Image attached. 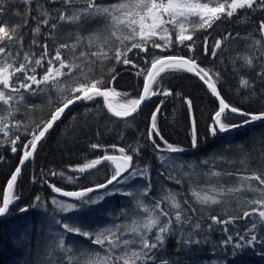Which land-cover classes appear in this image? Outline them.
I'll use <instances>...</instances> for the list:
<instances>
[{"label":"snow or ice","instance_id":"snow-or-ice-1","mask_svg":"<svg viewBox=\"0 0 264 264\" xmlns=\"http://www.w3.org/2000/svg\"><path fill=\"white\" fill-rule=\"evenodd\" d=\"M13 0H0V17L5 13L6 5ZM34 0H19V3L29 5L25 16H31L30 5ZM49 2H58L65 6L58 11V17H53L52 12L41 4H37L36 11L43 19L32 17L38 20L37 25L32 29L33 39L29 45V50H24V36L19 35V29L27 25V19L24 25H14L9 28L0 21V147L4 142L11 144V151L17 152V142L20 136L19 132L22 121L17 120L16 113L20 107L25 104L26 96H35L37 94H47L50 88H55L58 93H70L72 98L62 95L63 103L51 114V118L41 124H35L32 128V138L23 144L25 151L20 159V166L15 168L10 178L6 182L3 193L2 204H0V218L10 214L11 206L18 199L14 195V189L18 177L21 175L22 166L29 161L37 150L38 143L46 136L54 123L60 119L62 114L70 105L81 101H93L97 97H102L110 113L115 117H132L140 109L141 104L150 99L152 95L168 96L172 93L167 89L152 91V85L158 84L157 77L166 71L184 70L194 73L211 90V93L219 99V108L215 112L212 125L209 131L212 136L229 133L245 125L256 121H264V111L259 113L244 112L241 108L228 104L220 96L217 84L221 77L220 73L209 69L201 68L197 63L195 56H153L150 61L151 68H140L137 76H144L143 94L138 99L127 100V103L121 105V110H116L108 103L110 96L121 95L115 89L105 87L103 77L92 79L89 83H81L75 87L66 83L71 78H83L87 80L92 73L93 66L108 59H115L117 63L124 65H134L129 58L128 53L133 49L147 53L148 45L152 48L168 49L174 47L177 43L194 50L195 40L193 35L196 31L212 28L218 21L225 18L238 17V13L243 10L245 13L256 11L264 12V0H117L116 3L102 4L98 0H49ZM79 5V6H77ZM19 15V13H16ZM96 18H102L105 21L103 28L90 32L87 37L79 32L69 33L74 35V41L71 44L63 43L55 47L54 55H50L47 42L44 43L43 51L37 57L36 53L31 51L32 46L38 45L37 37L41 34V25L48 26L52 32L46 34L55 41L54 30L63 24L79 26ZM53 19L56 22H51ZM242 22H247V16L240 18ZM260 39L251 37L252 44L249 47L251 53L240 54L231 62L234 71L236 60L242 61V68L253 69L259 67L256 73L257 80L264 83V20L259 22ZM189 33V34H186ZM239 36V33L236 34ZM159 36V42L154 37ZM175 36V40L172 37ZM232 37L229 33L222 39L215 40L214 44L209 45L208 38L204 40V53L213 57L218 55V50H222L224 41ZM247 39V38H246ZM86 41V47L89 51H80L76 54L77 48L82 42ZM188 41L190 43H185ZM162 42V43H161ZM130 43V47H129ZM113 45L115 47L113 48ZM95 47V51L91 49ZM71 51L69 59H65V54ZM21 52L23 55L21 56ZM110 53H113L110 56ZM38 70H43V75L38 77ZM112 80L116 79L115 70H111ZM239 84L241 88L248 89L252 96L256 95L255 84L247 77H240ZM35 86V87H34ZM239 91V89H238ZM127 96L128 94H123ZM177 95H179L177 93ZM163 104V101H161ZM189 111H191V100L187 101ZM32 107V106H29ZM160 112V106L151 116V127L148 130L149 139L156 150L157 159L170 179H175L176 183L181 180L173 175L174 171L182 170L184 163H177V157L172 154L182 153L183 148L174 146L164 140L160 134L157 124V114ZM238 114L247 117L240 124H228L225 122L226 113ZM24 131L28 132V126H24ZM15 136V139H12ZM158 138L161 144L156 143ZM192 146L197 144V129L195 118H192L191 130ZM264 142V141H262ZM93 150L100 149L98 144H92ZM133 154L140 151L139 147L129 146ZM105 155L94 159L82 166L72 168L73 176H65V173L53 172L51 175H59L61 179H66L69 183H75L76 179L82 178L84 174H91L92 171H98V166L107 165L112 169L113 174L106 179L105 183L95 184L93 187L83 188L79 191H64L62 188L50 185L52 191L62 194L64 197L72 198V201H62L55 197L51 203L54 206V214L46 217L48 222L47 244L45 255L49 257L46 264H171L170 261L158 256V253L165 250L169 237L180 235L179 245L185 250H190L192 245L210 244L206 236L203 240L195 237L194 234L202 231V223L189 215V211L196 212L195 208L185 209L187 201L179 199V193L167 191L161 200L149 205L145 204L143 199L137 197L135 192H123L122 194L135 199V207L132 209L130 222L124 224H113L110 226L97 227L92 230H86L83 225L71 223L68 220L57 218L55 213H85L92 210V206L99 204L106 196L114 194L109 191V186L122 185L136 177L148 178L149 167L146 165L143 170L134 166L133 155L126 154L125 148L118 149L120 155H108V149H102ZM111 151H117L115 145ZM164 153V154H162ZM3 157L0 156V160ZM224 160V157H215L213 163ZM208 164V160L201 162ZM226 163L232 164L233 161L227 160ZM246 171L248 167L247 157L239 161ZM192 171L184 172L185 177L200 176L201 173L195 171V164H188ZM207 183L204 186H194L190 189L192 198L201 206H224L229 204V198L236 201L237 206H249L250 211H244L241 217L229 216L227 219H220L217 216L210 217L212 223L207 225L209 232L215 231L214 225L220 224L221 229L226 234V239L220 241L219 245L211 244L213 253L223 252L222 260H226V254L230 252L235 257L247 249H253L257 246H264V172H252L250 175L243 172L230 173L221 172L214 169L202 173ZM235 176L238 183L235 186H227L221 183L224 177ZM214 181V182H213ZM258 182L254 184L253 182ZM94 197L89 193H100ZM119 191V188L116 189ZM151 191V184L146 185L141 196H148ZM251 194L252 199H242L244 194ZM161 203H166L168 208H162ZM45 209L47 205L40 196L35 197L32 205L21 208V212L28 211L29 208ZM143 213V215H141ZM121 215H127L122 211ZM251 220V224L243 230V233L236 231L228 234V225L235 224L237 220ZM186 226L187 230H186ZM28 234L27 226L25 228ZM69 234L86 238L90 243L84 246L80 242L67 240ZM126 236L130 238H125ZM92 245L100 246V251L94 249ZM261 254L264 255V249ZM211 264V262H209Z\"/></svg>","mask_w":264,"mask_h":264},{"label":"trees","instance_id":"trees-1","mask_svg":"<svg viewBox=\"0 0 264 264\" xmlns=\"http://www.w3.org/2000/svg\"><path fill=\"white\" fill-rule=\"evenodd\" d=\"M98 2L108 5L116 3L117 0H98ZM38 3L48 8L54 18L59 15L55 9L65 7L58 2L34 0L30 5L31 16H25L29 5L19 3V0H13L6 5L4 15L0 17V21L9 28L14 25H24V20L27 19V25L20 28L18 32L19 35L24 36V50H29V45L33 39L32 29L36 27L38 22L32 17L43 19L36 11ZM245 16L248 18L247 22H242L240 18ZM238 17L240 18H225L218 21L210 29L196 31L193 35L195 40L193 51H189L188 48L178 43L174 47L163 50L148 45L147 53L140 52L137 55L135 49L128 53L133 64L138 67L117 63L115 59H108L103 64L97 62L87 80L71 78L66 83L75 87L81 83H89L92 79L103 77L105 87L113 88L121 94L116 95L114 99V104L120 107L126 104L127 100L138 99L142 94L145 77L137 76L136 73L140 68H145V75L147 74V69L151 68V64H146L145 61H150L153 56L162 55L184 56L186 58L195 56L201 68L220 73L221 79L217 84L218 89L228 104L241 108L248 113L262 112L264 111V83L257 80L256 73L260 70L259 67L242 68V61L237 59L235 68L239 71H234L231 61L237 57V53L242 55L252 52L249 45L252 44V38H261L259 22L264 20V12L245 13L241 10ZM51 22L54 23L56 20L53 19ZM104 24L105 21L102 18L93 19L79 26L61 23L54 30L55 41L46 36L53 30L48 26L41 25V34L37 37L38 45L32 46L30 50L35 52L38 57L43 51L42 46L47 42L50 55H54L55 47L59 44L73 43L75 37L74 35L70 36L69 33L79 32L82 36L87 37L90 32L103 28ZM229 33L232 34V37L224 41L223 48L218 50L216 57L210 54V50L209 54L205 55V37L208 38L209 45H212L215 40L222 39ZM237 33L239 36L236 35ZM250 33L252 38H248ZM153 39L159 42V36ZM172 39L175 40V36ZM185 43L190 42L185 41ZM114 47L115 45H113ZM95 50V47L91 49V51ZM80 51H89L86 47V41L80 44L76 54L78 55ZM112 54L110 53V56ZM70 56L71 51L69 50L64 58L69 59ZM112 69L115 70V80L111 79ZM42 75L43 70H38V77ZM240 77H247L254 82L256 95L252 96L248 89L240 87ZM157 81L158 84L152 85L153 92H156L157 87H159L162 90H170L172 94L168 96L155 95V100L132 119L121 121L112 118L106 112L102 99L97 97L93 101H85L72 109L59 122L41 144L30 168L21 175L16 184L14 195L18 198L17 207L0 220V264H46L49 259L45 255L46 234L48 232L46 217L54 214L55 211L51 203L52 198L62 200L52 191L50 185L54 184L62 189L76 190L105 182L113 174L112 169L106 165L100 167L98 171H92L91 174H84L82 178L76 179L75 183H69L66 179H61L59 175L53 176L51 173L63 171L65 176L75 178L78 174H74L71 171L72 168L102 157L106 154L102 149H108L107 154H120L118 149L121 147L125 148L126 154L133 155L135 167L141 170L146 165L149 167L147 179L138 176L133 180V183L140 184L142 188L149 183L151 184L150 193L142 198L144 203L151 205L161 200L162 196L169 190L179 193L178 198L181 201H187V204L184 205L185 209H196L195 213L191 211L188 213L193 217V221L199 220L202 223V231L195 233L194 236L201 240L207 236L211 242L207 245H192L190 250H185L179 245L180 235L177 234L169 237L165 250L158 253V256L170 261L171 264H209V262L211 264H264V255L261 254L264 246H257L255 250L247 249L235 257L228 252L226 260L221 259L225 255L223 252L213 253L211 251V244L219 245L220 241L226 239V234L222 232L221 229L224 226L220 224L214 225L215 231L209 232L207 230V225L212 223L210 217L217 216L222 220L229 216L241 217L244 211L251 210L249 206L238 207L236 201L231 198H229V204L226 208L224 206H201L192 198L190 191L194 186L206 185L207 180L202 173L212 169L230 173L243 172L246 175H250L252 172H264V142H262L264 141V123L247 126L229 135L212 136L209 128L219 107L200 82L184 70L161 73L157 77ZM125 93L128 95L124 96ZM62 95L72 98L70 93L60 94L55 88H50L46 95L26 96L25 104L16 113L15 118L23 122L19 132L16 133L20 136V140L17 142V152L11 151V144L8 142H4L3 147H0V156L3 157L0 160V204H2L6 182L15 171L25 151L23 144L32 138V128L35 124L46 123L51 118V114L64 102ZM188 100H191L192 103L191 111L188 108ZM157 106H160V112L157 114L160 134L168 143L184 149L183 153L172 154L177 157V163H184L182 170L173 172V175L181 180L180 183H176L175 179H170L167 172L161 168L156 150L149 139L148 130L151 127V116ZM2 113L3 109H0V114ZM193 117L195 118L198 137V146L195 148L192 146L191 139ZM242 121L243 119L226 113V123L240 124ZM25 125L28 126V132L24 131ZM12 139H15V136H12ZM156 143L162 145L158 138H156ZM92 144H98L101 148L93 150ZM113 145L117 148L115 152L111 151ZM129 146L139 147L140 151L133 154ZM221 156L224 157V160L213 163L215 157ZM245 157L248 160L246 171L239 163ZM204 160H208L209 163L202 164L201 162ZM227 160H231L233 163L228 164L226 163ZM188 164H195L197 166L195 171L201 175L185 177L184 172L192 171L188 168ZM221 183L227 186H235L238 181L235 176H228L224 177ZM253 183L258 185V182L254 181ZM118 186L116 185L110 191L119 188ZM37 196H40L47 205L46 210L30 207L25 214H21L20 209L32 205ZM252 198L253 196L247 193L242 196V199ZM134 207L135 200L133 197L112 194L106 196L104 201L92 206L91 211L55 214L57 218L83 225L86 230H92L98 226L130 222ZM161 207L167 209L168 205L161 203ZM122 211L126 212L127 215H121ZM251 222V220L238 219L234 225L229 224L227 226L228 234L234 235L236 231L243 233V230ZM26 226L28 234L25 232ZM234 239H236L235 235ZM67 240L80 242L81 246L90 243L86 238L72 234H69ZM92 247L98 251L101 250L100 246L92 245Z\"/></svg>","mask_w":264,"mask_h":264},{"label":"water","instance_id":"water-1","mask_svg":"<svg viewBox=\"0 0 264 264\" xmlns=\"http://www.w3.org/2000/svg\"><path fill=\"white\" fill-rule=\"evenodd\" d=\"M190 74H191L196 80H198V81L200 82V84L205 88V90H206V91L211 95V97L217 102L218 107H219V99L211 93V90L207 88V85H206V84H205V83H204L199 77H197L194 73H190ZM217 87H218V85H217ZM143 89H144V87H143ZM218 90H219V89H218ZM219 92H220V91H219ZM142 94H143V91H142ZM220 96H221V94H220ZM221 97H222V96H221ZM99 98L102 99V101H103V103H104V108H105L106 112H107L112 118H114V119H116V120H121V121H123V120H129V119H132V118H134L135 116H137L141 111H143V110L147 107V105H148L149 103H151L152 101L155 100L156 96H155V95H152L150 99L144 101V102L141 104V107H140V109L137 111V113H134L132 117H127V118L115 117L112 113H110V112L108 111V109H107V107H106V105H105V101H104V99H103L102 97H99ZM114 99H115V96H110V97H109V100H108V103H110V104L112 105L113 108H115V106H114V104H113ZM84 102H85V101L76 102V103H74L73 105H70L69 108L65 110V112L62 114V116L60 117V119L57 120V121L54 123L53 128L50 129L49 132L46 134V136L42 139V141L38 143V147H37L36 152L34 153V156H33L29 161H26V162H25V165L22 166L21 175L24 174V173L30 168V166H31V164H32V161H33V159L35 158V156L37 155L38 150H39L41 144L44 142V140L47 138V136L53 131V129L59 124V122H60L61 120H63V119L66 117V115H67L72 109L78 107L79 105H81V104L84 103ZM115 109H116V108H115ZM116 110H119V109H116ZM228 113H230V112H228ZM230 114H232V115H234V116H237V117H239V118H241V119H243V120L247 118V117H244V116H240V115H238V114H233V113H230ZM261 123H264V121H256V122H253V123H251V124H249V125H245V126H243V127H240L239 129L233 130V131H231V132H229V133H225V134H221V135H229V134H232V133H234V132H236V131H238V130H240V129H242V128H245V127H247V126L256 125V124H261ZM182 153H183V152H182ZM108 155H120V154H108ZM22 156H23V155H22ZM21 158H22V157H21ZM18 166H20V162H19V164L17 165V167H18ZM103 166H106V165H103ZM101 167H102V166H101ZM21 175H20V177H21ZM20 177H18L17 183H18ZM105 182H106V181H105ZM105 182H103V183H105ZM17 183H16V184H17ZM113 186H114V185L109 186V189H110L111 187H113ZM91 187H93V186H91ZM63 190H64V191H79V190H81V189H79V190H68V189H63ZM103 191H104V190H100V193H103ZM95 194H98V193H89L88 195H89V196H93V195H95ZM57 195H58V197H59L60 199H62V200H65V201H72V198L64 197V196H62V194L57 193ZM17 205H18V202H17V200H16L15 203H14V205L11 206V210H10V212H11L15 207H17ZM24 208H25V207H24ZM20 213H21V214H25L26 212H21V211H20ZM3 218H5V217H3ZM3 218H0V220H2Z\"/></svg>","mask_w":264,"mask_h":264},{"label":"rangeland","instance_id":"rangeland-1","mask_svg":"<svg viewBox=\"0 0 264 264\" xmlns=\"http://www.w3.org/2000/svg\"><path fill=\"white\" fill-rule=\"evenodd\" d=\"M189 34V33H186ZM148 106V105H147ZM118 107V106H117ZM119 109H121V107H118ZM100 167V166H98ZM134 180V179H133ZM133 180L128 181L127 183H124L122 185H119V191H117L116 189L113 190L114 194H120L121 196H127L122 194L123 192H135L137 197H139L140 199L144 198L143 196H141V192L143 190V188L140 186V184H135L133 183ZM117 188V187H116ZM135 200V199H134ZM104 201V200H103ZM102 202V201H101ZM107 225H103L101 227H104ZM125 238H130L128 236H126Z\"/></svg>","mask_w":264,"mask_h":264},{"label":"flooded vegetation","instance_id":"flooded-vegetation-1","mask_svg":"<svg viewBox=\"0 0 264 264\" xmlns=\"http://www.w3.org/2000/svg\"><path fill=\"white\" fill-rule=\"evenodd\" d=\"M80 189H82V188H80ZM96 196V195H95ZM95 196H93V197H95Z\"/></svg>","mask_w":264,"mask_h":264},{"label":"bare ground","instance_id":"bare-ground-1","mask_svg":"<svg viewBox=\"0 0 264 264\" xmlns=\"http://www.w3.org/2000/svg\"><path fill=\"white\" fill-rule=\"evenodd\" d=\"M116 108V107H115ZM116 109H118V108H116Z\"/></svg>","mask_w":264,"mask_h":264}]
</instances>
